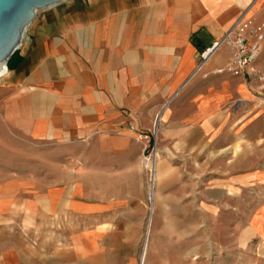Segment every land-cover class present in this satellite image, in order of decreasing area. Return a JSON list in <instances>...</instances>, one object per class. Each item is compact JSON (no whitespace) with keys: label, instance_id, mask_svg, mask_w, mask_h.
<instances>
[{"label":"crops","instance_id":"0c3cea01","mask_svg":"<svg viewBox=\"0 0 264 264\" xmlns=\"http://www.w3.org/2000/svg\"><path fill=\"white\" fill-rule=\"evenodd\" d=\"M240 17L264 21V0H66L37 11L0 77V142L59 148L66 176L0 169V220L130 234L146 213L154 149L158 183L175 161L213 166L212 202L249 204L264 251V42L242 76L212 74L229 61L225 47L194 74Z\"/></svg>","mask_w":264,"mask_h":264},{"label":"rangeland","instance_id":"374dc122","mask_svg":"<svg viewBox=\"0 0 264 264\" xmlns=\"http://www.w3.org/2000/svg\"><path fill=\"white\" fill-rule=\"evenodd\" d=\"M65 162L59 148L25 147L15 138L0 142L2 175L10 168L15 174L61 179ZM173 164V177L160 183L155 166L153 185L145 167L146 213L125 230L130 234L88 236L86 226L75 220L33 224L22 216L3 218L0 264H62L65 259L76 264H264L260 240L247 227L249 204L242 198L229 206L212 202L209 186L217 170L210 164L199 165L194 157L182 160V166Z\"/></svg>","mask_w":264,"mask_h":264},{"label":"built area","instance_id":"2783aa9c","mask_svg":"<svg viewBox=\"0 0 264 264\" xmlns=\"http://www.w3.org/2000/svg\"><path fill=\"white\" fill-rule=\"evenodd\" d=\"M263 42L264 21L256 22L251 18L240 17L219 41L212 43L199 54V62L194 74L201 70L203 64L220 47H225L229 51V61L225 66L215 69L212 74H228L235 77L242 76L247 71L251 70V67L259 58ZM3 67L5 68L4 65ZM4 74L0 73V77ZM207 76L208 75H204V77ZM139 141L146 145L148 149L150 140L147 135L140 136ZM150 152V155L144 158L145 167L151 160V157L155 155L154 149Z\"/></svg>","mask_w":264,"mask_h":264},{"label":"water","instance_id":"95a60500","mask_svg":"<svg viewBox=\"0 0 264 264\" xmlns=\"http://www.w3.org/2000/svg\"><path fill=\"white\" fill-rule=\"evenodd\" d=\"M66 0H0V66L20 46L36 12Z\"/></svg>","mask_w":264,"mask_h":264},{"label":"bare ground","instance_id":"6f19581e","mask_svg":"<svg viewBox=\"0 0 264 264\" xmlns=\"http://www.w3.org/2000/svg\"><path fill=\"white\" fill-rule=\"evenodd\" d=\"M5 72V68L3 66H0V73L4 74ZM146 169L150 172V182L152 183V185L155 183V181H153L152 179V175L153 172L155 170V162L153 160H150L147 164H146ZM152 179V181H151Z\"/></svg>","mask_w":264,"mask_h":264}]
</instances>
